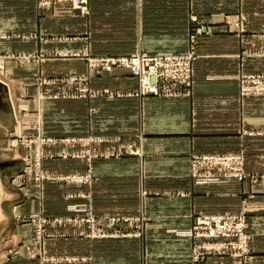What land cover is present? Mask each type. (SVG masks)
Instances as JSON below:
<instances>
[{
    "label": "crops",
    "instance_id": "1",
    "mask_svg": "<svg viewBox=\"0 0 264 264\" xmlns=\"http://www.w3.org/2000/svg\"><path fill=\"white\" fill-rule=\"evenodd\" d=\"M88 1V15L72 11L69 0L46 6L41 19L52 51L177 54L189 49L198 24L205 34L198 37L193 94L134 95L139 83L128 71H90L82 55H65L51 59L52 67L61 64L51 78L89 76L100 96H65V87L53 83L48 97L37 94L27 108V100L13 99L23 96L24 74L10 70L0 76V264H49L43 257L78 255L77 244L88 241L82 218L104 221L139 209L150 218L151 230L142 238L155 242L149 264H192L197 217L227 213L231 201L248 213L252 263L263 262L264 95L242 96L239 76L264 71V0H254L253 8L250 0ZM38 3L0 2V48L20 46L12 33L27 26L37 31ZM239 15L252 18L243 34L229 25ZM25 111L34 119H23ZM23 134L37 144L45 139L41 169L53 178L22 174L24 146L12 156L3 153L7 136L20 140ZM233 152L243 153L248 175L258 178L234 179L232 189L224 171L213 169L218 181L197 183L190 163L194 154ZM74 175L89 179L75 181ZM38 212L49 219L40 242L26 220ZM209 260L216 262L205 264H230L219 254Z\"/></svg>",
    "mask_w": 264,
    "mask_h": 264
},
{
    "label": "rangeland",
    "instance_id": "2",
    "mask_svg": "<svg viewBox=\"0 0 264 264\" xmlns=\"http://www.w3.org/2000/svg\"><path fill=\"white\" fill-rule=\"evenodd\" d=\"M39 1V15H38V29L37 31H29V26L23 28L25 30H21V32H15L12 33L14 38L21 39L20 46L16 44L18 47L13 48H0V51H4L0 53V76L4 77L7 71H17L20 74H24V79L21 81L23 87L21 93L23 96L18 95L15 97L13 95L14 101L18 100H27L25 101V105L28 108V104L31 99L36 98V95H41L42 98L48 97L50 93L48 92L47 88H52L51 85H56L55 87L62 88L66 90L65 96L70 95V97H98L100 96L101 92L95 91V89L91 85V79L89 76H75L70 75L63 77H55L54 79L51 78V75L54 72L61 71V64H55L53 67L51 65L52 61L51 59H56L59 57H63L65 55H82L86 61H88V57H113V56H125V55H132L136 54L138 51L130 54H115V55H93L90 51H83L78 53L77 50L71 51L69 53L61 52V50H55L52 51V48L47 45V34L45 32V24H42V19L45 17L46 12V6L48 7L51 5L52 0H38ZM72 3L71 9L73 11V8H79L81 13L83 15L89 14V8H88V0H86V7L87 9H83L81 5H78L79 0H69ZM0 2H3V0ZM12 2V1H11ZM36 0H17V3H26L30 5H34ZM250 4L253 8L254 6V0H250ZM194 18V17H193ZM235 17L230 18L229 25H233L235 28V31L243 34L247 31V20H251L252 18L248 15H239L238 18L234 19ZM44 21V20H43ZM193 21V20H192ZM194 23V21H193ZM198 23V22H195ZM201 23V22H200ZM24 25H22L23 27ZM197 29V30H196ZM198 29H202L204 31V27L197 24V26L194 27L193 31L191 32V35H195L196 37L204 35L205 32H199ZM191 35H190V46L189 49L182 53H187L189 51H194L196 54V59L198 58V52H197V45H198V37L197 42L194 45V48H192L191 44ZM56 38V37H54ZM37 42V46H34V44ZM177 53V54H182ZM194 60V63L196 61ZM194 63H193V80L194 83L192 87L185 88L178 90L177 96L172 95H153V96H160V97H190L193 94V89L195 85V79H194ZM89 70H104L107 72H112L115 69H123L128 71L125 68L117 67L112 71L105 70L100 67H92L90 66L88 62ZM54 71V72H53ZM130 74V72L128 71ZM245 76V84L243 83V78ZM247 77L256 79L260 77L259 79L262 81L263 88L254 87L256 83L252 79H248ZM256 77V78H255ZM137 79V78H136ZM138 80V79H137ZM240 86H241V95L242 96H251V95H264V71L262 72H255V73H241L239 76ZM139 83V81H138ZM244 86L246 88H249V92L244 93ZM6 87V86H5ZM184 87V86H183ZM38 90V91H37ZM64 92V90H62ZM190 92V94H187V92ZM38 92V93H37ZM181 92V94H180ZM17 94V93H16ZM104 94H110L109 91H105ZM139 96H146L142 95L140 92V83L139 87L136 91H134V95ZM113 95V94H112ZM58 98L63 97L60 94H56ZM40 99V98H39ZM43 101V100H41ZM24 102V101H23ZM39 102V101H38ZM9 103H11V100H9ZM27 112V113H26ZM19 114V113H18ZM45 114V113H44ZM23 119L30 120L34 119V115H30V112L25 111V113H22ZM29 130V128H27ZM23 137H20V140L18 137H6V143L3 144V147H5V150H1L3 153H9L10 156H12L14 153L13 151L17 148H19L20 145L25 147V155L23 157V169L22 174L28 177H38L40 181H43L45 179H51L53 178L49 173L43 172L41 169V161L44 157V150L42 147H40L41 144L46 143L45 139L43 138V142L41 144H37L34 139L28 138L26 135H22ZM9 139H18L16 142H10ZM134 152H138V150H135ZM201 155H225V156H231V161H234L232 165L228 167V169H222L224 171V178L230 179L229 184L232 189H236L237 181H243L245 179H256L257 176H249L248 172L245 168V158L243 153H201V154H194L191 158V170L193 168V158L195 156H201ZM8 157V155H7ZM36 165L37 167L34 169H31L33 165ZM7 169V168H6ZM210 170H204L200 169L201 173H206ZM9 172V171H8ZM212 176L211 177H203L199 175H193L195 177V180L198 184L201 185H207L211 181H218V177L216 175L214 176L213 170H211ZM230 172V174H229ZM237 173V175L235 174ZM5 174V173H4ZM66 176H60L58 178H64ZM73 177V176H72ZM0 178H2V175L0 174ZM69 178V177H68ZM78 176L73 177L75 181L79 180ZM83 178V176H82ZM264 178V176L259 177ZM7 180V178H4ZM89 176H84L83 181H88ZM234 179H237L234 180ZM136 204V203H135ZM231 210L227 213H222L224 215H228L230 217H234L236 220H243L244 223V232L243 236H245V252L244 253H238L240 251V246H237V244L241 243L242 240L239 236L231 237V238H197L195 239V244L193 246L192 251V264H194V250L198 249V251L204 252V254L201 256L199 264H205L208 260L213 262H216V260H209L210 256L219 254L223 256H228L230 258V264H264L263 262L260 263H252L253 257L251 256V242H252V235L250 232H248V213L245 210H236L237 206H234V202L231 201ZM136 208V207H135ZM125 215V216H124ZM203 215V214H202ZM201 216V215H200ZM91 217V215H88L87 217L82 218L83 223L85 224L84 227L86 229L85 236L87 237L88 241L84 240V242L78 243V251H80V254L78 255H68L62 258H59L60 256L53 255L51 257H43L45 262L49 264H149V256L148 252H151V249L154 248V241H148L146 239H143L142 235L146 231H150L151 229L148 228V222H150V218L148 216H145L143 212L139 210H136V212H129L128 214H118L116 216H107L104 221H101V219H98L96 217V223L95 226L88 223V219ZM199 217V216H198ZM197 217V219H198ZM27 221L29 223H32L35 229L36 233V240L40 242L45 236H47V224L49 219L42 215L41 213H32L27 218ZM56 222L61 224L63 221L60 218L54 219ZM74 222H78L75 220V218L72 219ZM64 223V222H63ZM197 223V220L195 222V225ZM77 225V224H76ZM192 231L194 230V227ZM83 226V225H82ZM173 231L176 232V230L173 229ZM193 234V233H192ZM93 239V240H92ZM223 243L226 246L224 253L218 252L215 250L217 247V244ZM75 245V243L73 242ZM71 244V245H73ZM205 244V245H204ZM201 245V247H199ZM219 246V245H218ZM77 248V247H76ZM77 251V250H75ZM220 251V250H219ZM157 252V251H153ZM208 252V253H206ZM74 253V252H73ZM155 257V256H153ZM159 259V258H158ZM210 262V263H211ZM220 263V262H219Z\"/></svg>",
    "mask_w": 264,
    "mask_h": 264
},
{
    "label": "built area",
    "instance_id": "3",
    "mask_svg": "<svg viewBox=\"0 0 264 264\" xmlns=\"http://www.w3.org/2000/svg\"><path fill=\"white\" fill-rule=\"evenodd\" d=\"M86 0H79L78 5L83 9H87ZM194 22H198L197 17L192 18ZM197 30V29H196ZM200 32L202 29H198ZM194 34V33H193ZM191 35L192 48L197 42V37ZM196 59L194 51H189L182 54H162L150 55L146 52H138L132 55L113 56V57H88V62L92 67H100L108 71H112L117 67L125 68L130 72V75L137 78L140 83V92L142 95H172L177 96L178 90L192 87L193 80V63ZM252 79L256 83L254 87L263 88L260 77ZM245 84V76L243 78ZM184 86V87H183ZM249 92V88L244 86V93ZM181 94V92H180ZM187 94H190L188 91ZM234 161H231V156L225 155H201L193 158V175L203 177H211L213 169H228ZM200 169L210 170L206 173H201ZM230 174V172H229ZM237 175V173H235ZM84 178V177H83ZM83 178H78L83 181ZM88 223L95 226L96 216L91 215ZM243 220H236L224 214H203L198 217L197 223L192 231V235L197 238H231L239 236L242 240L237 244L240 246L239 254L245 252V236ZM205 245V244H204ZM219 245V246H218ZM225 244H217L215 250L223 252ZM201 247V245L199 246ZM220 250V251H219ZM208 253V252H206ZM204 252L194 250V264H199L201 256Z\"/></svg>",
    "mask_w": 264,
    "mask_h": 264
},
{
    "label": "water",
    "instance_id": "4",
    "mask_svg": "<svg viewBox=\"0 0 264 264\" xmlns=\"http://www.w3.org/2000/svg\"><path fill=\"white\" fill-rule=\"evenodd\" d=\"M1 85H3V83L0 81V104L2 102V96H1Z\"/></svg>",
    "mask_w": 264,
    "mask_h": 264
}]
</instances>
